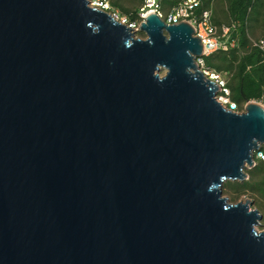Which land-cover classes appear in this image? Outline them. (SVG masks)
Here are the masks:
<instances>
[{"label": "water", "instance_id": "95a60500", "mask_svg": "<svg viewBox=\"0 0 264 264\" xmlns=\"http://www.w3.org/2000/svg\"><path fill=\"white\" fill-rule=\"evenodd\" d=\"M202 56L187 22L0 0V264H264L261 215L222 195L264 107H222Z\"/></svg>", "mask_w": 264, "mask_h": 264}, {"label": "trees", "instance_id": "16d2710c", "mask_svg": "<svg viewBox=\"0 0 264 264\" xmlns=\"http://www.w3.org/2000/svg\"><path fill=\"white\" fill-rule=\"evenodd\" d=\"M201 10L209 7L210 0H202ZM136 2L131 8H125L124 4ZM212 6V21L218 26H227L237 22L238 27L231 31L230 39L235 41L233 48L227 52H216L204 58L206 68L215 71H225L230 74V80L226 82V88L230 91V100L235 103V97L240 100L237 105L238 111H243V103L248 101L264 102V52L254 43H258L264 38V17L262 20V36L257 40H251L248 36V29L252 22L257 21L264 9V0H228V17L231 20L225 24L218 23L216 19V3ZM143 4V0H111L112 11L121 10L120 16L127 17L130 22L136 20V14ZM138 6L135 10L134 7ZM264 149V147L262 148ZM248 180L244 183H236L238 191L261 190L264 179L256 181L255 175L264 174L263 163L256 164L255 167L246 172ZM236 189V188H234Z\"/></svg>", "mask_w": 264, "mask_h": 264}, {"label": "built area", "instance_id": "2783aa9c", "mask_svg": "<svg viewBox=\"0 0 264 264\" xmlns=\"http://www.w3.org/2000/svg\"><path fill=\"white\" fill-rule=\"evenodd\" d=\"M89 6L112 14L119 22L131 29L139 28L140 24L145 22L150 13L157 15L167 25H177L181 22H187L194 28V36L200 38L203 43V56L196 59V63L204 76L216 83L219 90L215 94V99L227 111L239 113L237 105L230 100V91L226 88V81L223 77L210 71L205 67L204 58L216 52H227L233 48L235 41L230 39L231 31L238 27L234 22L227 26H216L212 21V6L215 0H210L209 7L201 10L202 0H143V4L136 14V20L130 22L127 17H118L115 11H112L111 0H88ZM168 1L167 13L165 16L161 13V5ZM199 12L198 16L196 12ZM138 30L133 33L136 36ZM264 52V38L258 43H254ZM260 159L264 163V153H255L254 161ZM256 164V162H255Z\"/></svg>", "mask_w": 264, "mask_h": 264}, {"label": "rangeland", "instance_id": "374dc122", "mask_svg": "<svg viewBox=\"0 0 264 264\" xmlns=\"http://www.w3.org/2000/svg\"><path fill=\"white\" fill-rule=\"evenodd\" d=\"M136 2H128L125 3L124 7L125 8H131L132 5H135ZM216 19L218 21V23L221 24H225L228 21L230 22L231 20L228 17V10H227V6H228V0H217L216 2ZM168 7V1H165L162 5H161V13L163 14V16L166 15L167 13V8ZM135 10L138 9V6L134 7ZM115 12L117 13L118 17H124V16H120L121 10L118 8L117 10H115ZM199 12H196V15L198 16ZM261 14L259 16V18L257 19V21L252 22L249 26L248 29V36L251 40H257L259 39L263 32H262V28H261V24H262V20L264 17V9L261 10ZM136 37L145 38V35L142 33L137 32L136 33ZM209 69V68H208ZM210 71H214L215 73L220 74L223 79L228 82L230 80V74L228 72L225 71H215L212 69H209ZM165 71L161 72V76L164 74ZM237 103V105L240 103V100L235 97L234 99ZM263 107H264V102H259ZM245 105V103H243V106ZM262 152L264 153V149H262ZM256 164H260L261 160L260 159H256L255 160ZM264 166V163H263ZM248 171V170H247ZM246 171V172H247ZM248 177V175H247ZM262 178L264 179V174L263 175H255L254 176V180L259 181L262 180ZM248 180V179H247ZM245 180V181H247ZM243 182H238V181H226L224 182L223 186H222V195L223 197H226L229 199L230 203H237V202H245L246 200L250 201V206L251 209H255L259 212V214L261 215V220H259V224L257 226V230L258 231H264V185L260 186L261 190L255 189L253 191H238V187L237 185H235L237 182L242 184ZM236 188V189H234Z\"/></svg>", "mask_w": 264, "mask_h": 264}]
</instances>
